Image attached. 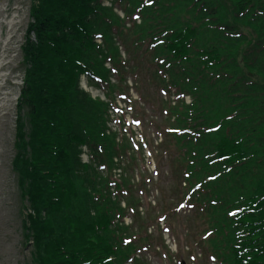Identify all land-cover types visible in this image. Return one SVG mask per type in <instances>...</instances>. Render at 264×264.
<instances>
[{"label": "trees", "instance_id": "1", "mask_svg": "<svg viewBox=\"0 0 264 264\" xmlns=\"http://www.w3.org/2000/svg\"><path fill=\"white\" fill-rule=\"evenodd\" d=\"M32 1L28 33L36 40L26 38L22 49L27 69L13 160L28 201L32 264H148L135 254L154 247L146 225L156 217L139 213L134 155L117 187L119 200L109 185L114 159L125 158L131 143L107 130L109 105L79 88L88 72L102 78L113 98L125 89L126 69L150 73L146 84L192 97L191 105L158 102L163 125L181 132L164 130L160 150L172 156L174 179L188 183L185 193L199 185L194 201L212 231L208 251L220 264H264V0H114L129 4L130 14L139 10L142 23L131 28L102 0ZM116 39L135 65L123 63ZM108 57L119 86L110 82ZM85 144L107 175L82 165ZM174 191L164 193L162 208ZM120 199L137 231L113 223L128 213ZM129 235L137 241L124 244Z\"/></svg>", "mask_w": 264, "mask_h": 264}, {"label": "rangeland", "instance_id": "2", "mask_svg": "<svg viewBox=\"0 0 264 264\" xmlns=\"http://www.w3.org/2000/svg\"><path fill=\"white\" fill-rule=\"evenodd\" d=\"M32 5V0H0V264H32V244L27 242L24 230V221L29 213L26 208L28 201L22 198L19 178L13 167L16 154V122L19 115L18 98L27 69L22 49L26 38L36 40V34L28 33L32 21ZM79 86L92 91L93 95L102 94L101 91L87 87L85 80H82ZM132 95L138 97L134 90ZM121 104L128 111L126 118L129 122L132 121L128 102ZM141 106L145 107L142 104ZM147 114H153L151 108L147 109ZM118 123L117 120L114 125L117 126ZM127 129L126 127L125 130ZM135 130L141 133L140 128ZM151 132L156 134L154 129H151ZM82 154L84 155V150ZM83 155L82 160L85 163L86 157ZM162 180L163 178L160 181ZM162 183L163 186L167 185L168 179H164ZM178 219L180 224L176 234L174 237L169 235L168 240L174 244L178 239V243L184 246L187 222L192 219L191 213ZM184 255L186 258V254ZM152 260L159 263L157 256H152Z\"/></svg>", "mask_w": 264, "mask_h": 264}]
</instances>
